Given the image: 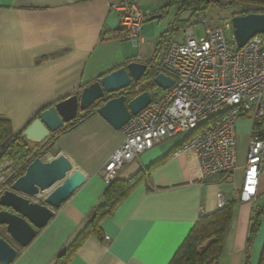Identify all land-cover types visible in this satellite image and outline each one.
<instances>
[{"label":"crops","instance_id":"crops-1","mask_svg":"<svg viewBox=\"0 0 264 264\" xmlns=\"http://www.w3.org/2000/svg\"><path fill=\"white\" fill-rule=\"evenodd\" d=\"M160 10H144L147 46L155 47L158 34L172 24V19L163 25L150 19ZM118 34V14L109 0H0V115L9 118L13 133L21 132L43 107L79 93L129 60L147 59L145 48L135 49ZM185 139L168 138L122 167L118 178L128 179L169 154L102 219V239L88 235L67 264H169L198 217L217 209L219 191L234 206L218 264H264V209L247 246L250 219L264 202L257 204L260 185L257 200L239 199L244 151L228 179H200L192 150L173 154ZM122 141V129H114L94 110L54 138L48 159L64 155L85 180L35 238L18 249L11 264L54 263L101 202L106 187L102 168Z\"/></svg>","mask_w":264,"mask_h":264},{"label":"built area","instance_id":"built-area-1","mask_svg":"<svg viewBox=\"0 0 264 264\" xmlns=\"http://www.w3.org/2000/svg\"><path fill=\"white\" fill-rule=\"evenodd\" d=\"M118 14L120 41L135 49L143 44L142 28L147 13L138 0H109ZM203 24V35L196 38L186 28L184 40L163 45L154 57L143 59L147 70L163 73L172 85L155 94L149 91L150 103L131 115L122 127L123 141L102 168L107 184L118 177L122 167L135 161L145 151L168 138L185 135V141L173 154L192 150L200 179L219 175L226 180L237 168L238 145L235 124L239 117L251 120L242 165L240 201L257 200L260 178L264 176V34H256L238 47L231 23L224 26ZM139 86L132 88L138 93ZM9 170L8 175H4ZM14 177L12 162H0V194L9 189ZM217 208L224 207L228 197L217 192ZM106 240H108L106 238Z\"/></svg>","mask_w":264,"mask_h":264},{"label":"water","instance_id":"water-1","mask_svg":"<svg viewBox=\"0 0 264 264\" xmlns=\"http://www.w3.org/2000/svg\"><path fill=\"white\" fill-rule=\"evenodd\" d=\"M160 17L161 14H155L150 19ZM231 25L235 43L241 47L254 35L264 34V13L234 15ZM147 73V64L143 60H129L92 81L79 93L43 107L21 133L27 142L34 144L36 153L43 152L56 131L90 109L120 130L131 115L145 108L152 99L149 90L130 95L132 88L139 86ZM152 83L167 89L173 80L157 73ZM22 166L23 173L9 179V189L0 194V231L11 241L0 235V264H11L18 249L26 247L35 238L53 217L54 210L85 180L82 172L62 154L47 160L36 156ZM8 174L9 170L4 173L5 176Z\"/></svg>","mask_w":264,"mask_h":264},{"label":"trees","instance_id":"trees-1","mask_svg":"<svg viewBox=\"0 0 264 264\" xmlns=\"http://www.w3.org/2000/svg\"><path fill=\"white\" fill-rule=\"evenodd\" d=\"M165 6L176 4L178 13L190 10L191 17L202 16V12L207 9L208 5L214 3L217 6L232 7L237 5L240 10L234 15H243L250 12L264 13V0H164ZM178 18L174 19V23L163 32L165 38L170 33L173 26L178 24ZM154 71H149L147 75L140 81L138 91L143 90L154 91L155 94L160 93L163 89L154 85L149 81ZM135 93H131L133 95ZM93 113L90 109L77 120L67 124L63 129L56 131L47 142H53L54 138L72 129L84 118ZM29 142L25 140L21 132L13 133L9 118L0 115V162L9 160L12 162L14 177L23 173L22 164L31 158V147ZM39 156L38 154H36ZM169 155V154H168ZM168 155L154 162L146 168L139 169L134 175L128 179L115 178L106 184L102 194L101 202L93 207L87 217V222L83 228L76 234L74 239L63 249L55 258L53 264H67L75 251L82 245L88 235H94L98 239H102L101 221L106 216L113 213L117 205L129 194V192L143 179H145L151 169L163 162ZM234 201L228 200L227 204L222 208H217L209 214H201L195 224L187 234L177 252L172 257L169 264H218V258L222 252L223 244L227 230L229 228ZM264 207L256 211L250 219L248 231L247 246L251 243L261 220V214ZM246 264V263H245Z\"/></svg>","mask_w":264,"mask_h":264},{"label":"rangeland","instance_id":"rangeland-1","mask_svg":"<svg viewBox=\"0 0 264 264\" xmlns=\"http://www.w3.org/2000/svg\"><path fill=\"white\" fill-rule=\"evenodd\" d=\"M138 3L140 5L141 10L145 12L144 10L147 8H152V11H154L155 8H161V10L158 12L161 14L160 18H156L152 20L155 23H160V25H163L165 22H169L172 19V23H174V19L178 18V24L175 28L173 26L170 33H167V36L164 38L162 36V33H159L157 36L158 43H154L155 47L153 45H148V42H145L142 45V49H146L147 59H150L154 57L158 46L163 47L164 44L176 41L180 42L184 40L186 28L190 26L193 31L196 38H199L203 35V24L198 21V17L192 18V12L190 10L182 11L181 13H178V6L176 4H169L165 6L164 0H138ZM240 10V7L237 5H234L232 7H222L217 6L214 3H211L208 5L207 9L204 10L201 14L202 16L200 18H205L206 24L215 25L219 24L221 26H224L226 22L231 23V19L233 17V14L238 12ZM227 35L230 36L232 33L231 30H225ZM130 44V43H129ZM161 50V49H160ZM251 126V120L246 117L242 116L239 117V119L236 121L235 124V131H236V139H237V145H238V153L241 155L244 151V148L247 143L248 133ZM29 148L31 147V158H27V160L24 162V164L29 161L30 159H33L38 154L39 157H41L44 160H47L49 156L52 155L53 152L48 151L49 148V142L46 143L45 148H43V152H37L35 151V146L33 143L30 144ZM48 147V148H47ZM7 160V159H6ZM4 161V160H2ZM1 161V162H2ZM22 164V165H24ZM261 196L259 197L257 204H261L264 202V178L261 179ZM33 200H36L35 198Z\"/></svg>","mask_w":264,"mask_h":264},{"label":"flooded vegetation","instance_id":"flooded-vegetation-1","mask_svg":"<svg viewBox=\"0 0 264 264\" xmlns=\"http://www.w3.org/2000/svg\"><path fill=\"white\" fill-rule=\"evenodd\" d=\"M68 125H69V124H68ZM0 235H1L2 237H4L5 239H7L9 242H11L10 239H9L8 237H6V235H5V233H4L3 231H0Z\"/></svg>","mask_w":264,"mask_h":264}]
</instances>
